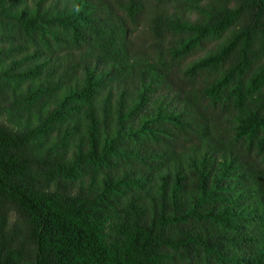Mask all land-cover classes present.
Returning <instances> with one entry per match:
<instances>
[{
	"label": "trees",
	"instance_id": "1",
	"mask_svg": "<svg viewBox=\"0 0 264 264\" xmlns=\"http://www.w3.org/2000/svg\"><path fill=\"white\" fill-rule=\"evenodd\" d=\"M0 264H264V0H0Z\"/></svg>",
	"mask_w": 264,
	"mask_h": 264
},
{
	"label": "rangeland",
	"instance_id": "2",
	"mask_svg": "<svg viewBox=\"0 0 264 264\" xmlns=\"http://www.w3.org/2000/svg\"><path fill=\"white\" fill-rule=\"evenodd\" d=\"M202 54H203V51H198L197 53H195L194 55H192L191 58L192 59L198 58Z\"/></svg>",
	"mask_w": 264,
	"mask_h": 264
}]
</instances>
